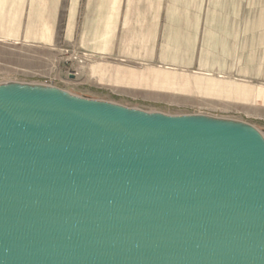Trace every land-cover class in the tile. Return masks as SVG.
I'll use <instances>...</instances> for the list:
<instances>
[{
    "label": "water",
    "instance_id": "obj_1",
    "mask_svg": "<svg viewBox=\"0 0 264 264\" xmlns=\"http://www.w3.org/2000/svg\"><path fill=\"white\" fill-rule=\"evenodd\" d=\"M0 264H264V134L0 83Z\"/></svg>",
    "mask_w": 264,
    "mask_h": 264
},
{
    "label": "rangeland",
    "instance_id": "obj_2",
    "mask_svg": "<svg viewBox=\"0 0 264 264\" xmlns=\"http://www.w3.org/2000/svg\"><path fill=\"white\" fill-rule=\"evenodd\" d=\"M162 1L151 60L101 61L75 47L0 44V83L48 85L146 112L231 119L264 134V0Z\"/></svg>",
    "mask_w": 264,
    "mask_h": 264
},
{
    "label": "crops",
    "instance_id": "obj_3",
    "mask_svg": "<svg viewBox=\"0 0 264 264\" xmlns=\"http://www.w3.org/2000/svg\"><path fill=\"white\" fill-rule=\"evenodd\" d=\"M162 3V0H0V44L75 47L101 61L113 58L148 61L153 58L149 47L161 28Z\"/></svg>",
    "mask_w": 264,
    "mask_h": 264
}]
</instances>
